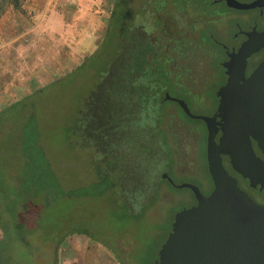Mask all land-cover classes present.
<instances>
[{
	"label": "rangeland",
	"instance_id": "rangeland-1",
	"mask_svg": "<svg viewBox=\"0 0 264 264\" xmlns=\"http://www.w3.org/2000/svg\"><path fill=\"white\" fill-rule=\"evenodd\" d=\"M113 2L24 0L22 11L8 6L0 16V111L7 107L0 113V173L2 176L25 174L28 183L36 187L45 184L44 198L39 201H51L37 215L32 207L26 209L27 214L36 215L27 220L31 227H58L59 233L71 229L82 232L64 237L58 250V264H154L175 215L195 205L191 190L164 183L156 201L144 208L140 216L116 221L109 217V198L98 196L104 186L92 153L77 149L72 160L66 163L62 150L66 146L63 144L64 124L78 111L81 97L90 90L95 79L83 80L80 71L70 79L62 81L59 78L81 65L99 48ZM135 2L138 4L140 0ZM211 9L227 12L220 2L208 8ZM231 12L234 19L224 29V39L237 32L233 23L257 14L253 10ZM146 25L145 31L151 34L149 23ZM200 40L218 48L203 36ZM115 45L113 41L108 48ZM185 55L184 62L190 66L191 76L184 83L198 92L194 88L201 76L200 68L214 65L213 60H204L197 52ZM219 61L217 59L216 63ZM217 86H206L201 91L208 95ZM24 98L25 105L30 103L25 110H18L17 105L10 107ZM186 103L195 116L208 117L215 107V101H202L204 105ZM163 107V127L169 132L174 158L168 177L175 186L192 185L201 193H207L204 184L211 179L205 156V123L185 116L174 103L166 101ZM22 150L28 162L23 160ZM46 161L55 172L52 181L46 167L37 164ZM14 191L11 186L6 187L4 194ZM253 194L260 196L257 192ZM117 213L121 214L119 208ZM14 222L8 223L12 229ZM51 247L50 244L44 246L37 261L50 260Z\"/></svg>",
	"mask_w": 264,
	"mask_h": 264
},
{
	"label": "trees",
	"instance_id": "trees-1",
	"mask_svg": "<svg viewBox=\"0 0 264 264\" xmlns=\"http://www.w3.org/2000/svg\"><path fill=\"white\" fill-rule=\"evenodd\" d=\"M23 1L0 0V16L8 6L22 11ZM140 2L114 0L99 48L85 62L59 78L67 80L80 71L83 80L95 79L90 90L81 97L78 111L64 124L63 144L66 146L62 150L66 163L72 160L77 149L92 153L95 169L104 186L98 196L109 198V217L116 221L136 218L156 201L161 186L168 183L162 176L171 170L174 161L169 132L163 127L166 101L160 98L168 91L166 72L162 68L147 67L146 53L141 55L142 61L138 56L132 57L127 80L120 64L125 14L128 21H133ZM142 2L144 5L149 3L147 0ZM174 3L176 8L185 7L190 12L212 6L211 0H174ZM113 41L116 45L109 49ZM25 100L10 107L17 105L15 107L23 111L30 104L25 105ZM5 109L7 107L0 113ZM22 158L28 162L23 150ZM37 164L45 166L51 176L49 180H54L55 172L47 161ZM10 174L2 176L0 173V264H58V250L64 237L82 232L71 229L59 233L58 227H31L27 220L51 201H39L44 198L45 184L36 187L28 183L25 174ZM10 186L15 191L4 194V189ZM30 207L36 213L33 217L32 212L26 213ZM10 220L15 221L13 229L8 224ZM49 244L53 245L50 260L40 263L37 261L40 251Z\"/></svg>",
	"mask_w": 264,
	"mask_h": 264
},
{
	"label": "water",
	"instance_id": "water-1",
	"mask_svg": "<svg viewBox=\"0 0 264 264\" xmlns=\"http://www.w3.org/2000/svg\"><path fill=\"white\" fill-rule=\"evenodd\" d=\"M223 1L236 10L264 8V0ZM247 37L224 64L228 80L217 93L213 116H195L184 101L175 100L185 116L205 123L206 163L213 190L204 196L195 186H175L163 174L171 186L191 190L196 205L175 215L154 264H264V206L240 189L222 162L226 156L231 170L251 189L264 191V160L252 146L253 141L264 158V59L249 77L244 76L246 59L264 48V32L253 31Z\"/></svg>",
	"mask_w": 264,
	"mask_h": 264
},
{
	"label": "flooded vegetation",
	"instance_id": "flooded-vegetation-1",
	"mask_svg": "<svg viewBox=\"0 0 264 264\" xmlns=\"http://www.w3.org/2000/svg\"><path fill=\"white\" fill-rule=\"evenodd\" d=\"M147 1L149 3L147 2L148 4L146 5L140 2L141 5L133 21H128L126 14L123 21L120 64L124 71L125 80H127L128 77L127 69L129 63H131L132 57H134V55L136 57L138 56L140 61H142L141 55L146 53L145 64L147 67L156 70L162 68L166 72V82L169 86L167 88L168 91L160 97L163 101L176 104L181 111L182 109L177 101H184L185 103L189 101L193 104L203 105L204 103H202V101H208L209 103L215 101V107L209 117L213 116L218 106L219 98L217 93L228 80L224 64L231 59V56H235L238 53L241 45L248 39L247 34L253 31L258 33L264 32V8L251 9L257 12L255 17L240 19L239 21L243 23L244 26H242L239 21L233 23L237 32H233L228 39H224V29L227 28L229 21L234 19V15L231 11H240L244 13L249 10H236L230 8L223 0H211V3L212 5L217 2L222 3L226 6L227 12H216L213 9H200L189 12L185 7L176 8L174 0ZM253 1L255 0H251L247 3ZM239 2L242 3L241 1ZM176 17H178V19H176ZM147 23H149L151 28V34L145 31ZM192 36L194 39L191 38ZM202 36L204 40H210L218 48L202 43L200 40ZM188 52H197L204 60L211 59L214 63V65L207 64L205 67L200 68L201 76L198 80L197 87L194 88L198 89V92H195L192 86L190 88L184 83L185 80L190 79L191 76L190 66L184 62L185 54ZM187 56H189V54H187ZM217 59H220V61L216 63ZM263 59L264 48L246 59L244 70L245 78L252 74ZM198 64L199 62L197 65ZM194 68L198 69L199 67L194 65ZM211 85L214 87L218 85L215 91L209 92L208 95L201 91L206 86L211 87ZM169 92L173 95H170ZM166 95H169V99H166ZM220 136L221 133L218 132L215 138L216 142ZM205 144H207V130L205 134ZM252 146L256 155L264 160L256 147V143L253 141ZM222 162L228 173L238 180L240 189L255 203L264 206V191H259L258 188L251 189L248 185V181L243 180L231 170L229 159L226 156L222 157ZM204 186L207 187L208 192L202 194L208 196L213 190L211 180L209 183L204 184ZM253 192L259 193L260 196H255L256 194H253ZM251 195H254V198L251 197Z\"/></svg>",
	"mask_w": 264,
	"mask_h": 264
}]
</instances>
